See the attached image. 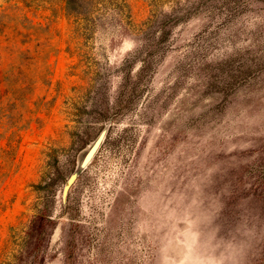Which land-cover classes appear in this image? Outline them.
Listing matches in <instances>:
<instances>
[{
  "label": "rangeland",
  "instance_id": "374dc122",
  "mask_svg": "<svg viewBox=\"0 0 264 264\" xmlns=\"http://www.w3.org/2000/svg\"><path fill=\"white\" fill-rule=\"evenodd\" d=\"M93 5L0 0V264H264V0Z\"/></svg>",
  "mask_w": 264,
  "mask_h": 264
},
{
  "label": "trees",
  "instance_id": "16d2710c",
  "mask_svg": "<svg viewBox=\"0 0 264 264\" xmlns=\"http://www.w3.org/2000/svg\"><path fill=\"white\" fill-rule=\"evenodd\" d=\"M87 1V0H86ZM79 4V5H78ZM67 5H68V9L70 10V13L73 14V17H75L76 19V23L82 22V32L83 33H90L91 29L94 27L95 25V14L92 11H96V9H98L97 7H95V5H93V0H89V3H87V5H81L80 3H78V0H67ZM57 160V157H55V155L50 154L48 155V162L46 164V167H48V169L52 168L55 169V162ZM52 175V177L49 178L48 174ZM47 174V177H46ZM44 172V176H42V178H47V181H45V185H46V193H49L51 191V187L58 181V178H60V173L59 172Z\"/></svg>",
  "mask_w": 264,
  "mask_h": 264
}]
</instances>
